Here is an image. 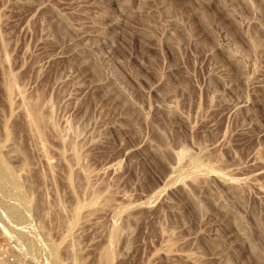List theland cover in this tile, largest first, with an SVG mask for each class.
Segmentation results:
<instances>
[{
    "label": "rangeland",
    "instance_id": "obj_1",
    "mask_svg": "<svg viewBox=\"0 0 264 264\" xmlns=\"http://www.w3.org/2000/svg\"><path fill=\"white\" fill-rule=\"evenodd\" d=\"M0 264H264V0H0Z\"/></svg>",
    "mask_w": 264,
    "mask_h": 264
},
{
    "label": "bare ground",
    "instance_id": "obj_2",
    "mask_svg": "<svg viewBox=\"0 0 264 264\" xmlns=\"http://www.w3.org/2000/svg\"><path fill=\"white\" fill-rule=\"evenodd\" d=\"M13 89H14V88H13ZM26 111H27V110H26ZM35 111H36V110H35ZM35 111H34V114H35V113H36V114L34 115V117H36V119L39 120V118H40V114L37 115V112H35ZM31 113H32V115H33V111H32ZM31 113H29V114H31ZM32 115H30V117H33ZM30 117H29V118H30ZM34 117H33V118H34ZM30 119L32 120V118H30ZM33 120H35V118H34ZM38 120H37V121H38ZM27 121H28V120H27ZM32 123H33V122H32ZM30 125H32L31 122H30ZM34 125H35V124H34ZM34 125H33V126H34ZM109 251H110V250H109Z\"/></svg>",
    "mask_w": 264,
    "mask_h": 264
}]
</instances>
